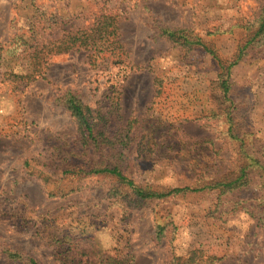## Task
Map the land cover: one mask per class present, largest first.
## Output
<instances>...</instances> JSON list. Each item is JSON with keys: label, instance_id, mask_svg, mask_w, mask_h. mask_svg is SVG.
Here are the masks:
<instances>
[{"label": "rangeland", "instance_id": "obj_1", "mask_svg": "<svg viewBox=\"0 0 264 264\" xmlns=\"http://www.w3.org/2000/svg\"><path fill=\"white\" fill-rule=\"evenodd\" d=\"M263 6L264 0H0V264H25L9 259L7 249L40 264H73L74 249L65 263L55 256L47 238L53 231L68 232L73 248L86 244L134 257V264H170L192 252L213 264H264V169L252 160L264 165V35L231 68L232 101L223 103L218 87L219 59L229 65L238 58ZM102 15L118 20L128 61L148 69L94 66L87 51L71 50L46 56L44 78L27 76L35 40L48 45ZM159 25L191 30L219 59L172 43ZM66 91L94 108L119 102L137 133L131 151L144 157L128 171L136 183L161 191L193 187L201 177L239 174L243 163L251 165L248 183L229 193L139 202L122 194L125 187L110 194L112 179L90 177L68 196H49L40 171L77 187V178L62 176L57 150L77 139L74 118L57 101ZM18 201L28 206L26 225L11 211L2 214ZM158 224L166 226L161 238Z\"/></svg>", "mask_w": 264, "mask_h": 264}, {"label": "trees", "instance_id": "obj_2", "mask_svg": "<svg viewBox=\"0 0 264 264\" xmlns=\"http://www.w3.org/2000/svg\"><path fill=\"white\" fill-rule=\"evenodd\" d=\"M256 22L257 27L253 30L252 36L241 47L238 58L229 63V65L223 63L219 59L216 51L203 41L201 37L193 34L191 30L186 28L173 29L164 25H159L158 29L160 35L172 43L189 46L191 48L202 47L220 60L221 73L219 74L218 87L223 94V103H227L232 101L231 97H229L232 89V83L230 81L231 68L239 62L244 55L245 49L258 41L256 40L258 37L264 35V6ZM255 23H251L248 28L252 30ZM38 40H35L37 44L31 55L32 73L27 75L34 80L45 77L44 66L48 61L46 56L52 55V52L64 53L71 50H85L89 53L90 62L94 66L101 65L105 62L108 65L124 64L136 71L146 70L147 68L140 64H131L128 61V52L120 38L118 20L112 16L102 15L92 25L69 31L57 40L48 41V45H44V42L42 44ZM46 49H48V52ZM159 86H162L161 83L158 85V94L161 91V87ZM112 87H118V84L115 83ZM57 101L70 112L77 125L75 146L69 147V144L66 143L57 147L58 156L62 162L61 174L64 178L67 176L77 178V187L69 188L54 183V178L50 172L40 171L39 175L41 179L48 185L49 196H68L71 191L80 188L82 180L90 177H101L107 180L112 179L115 183H111L110 194H119L120 188L125 187L128 194H122L124 196L132 194L135 196L134 199L139 202L161 200L180 194L185 195L188 192L206 190H220L222 193H229L248 183L247 180L250 175L248 169L251 165L243 163L240 166L239 174H229L220 178L211 179L201 177L193 187L184 186L176 187L169 191H161L150 185L138 184L129 176L128 171L135 167L139 159L144 157L141 155L134 156L135 149L131 151L136 141L137 133L133 132L131 119L124 122L119 102L112 101L94 108L85 104L72 91H66L59 95ZM228 120L231 124V114L228 115ZM135 121L138 122V119H135ZM229 130H232V125H230ZM235 137L238 138L237 136ZM137 143L140 144L141 142L139 141ZM252 160L264 169V165H260L258 160L253 158ZM114 179L121 185L119 184L117 186ZM3 201L5 200L1 202L3 203ZM24 205L26 206L25 203ZM6 208L7 211H2V214L11 211L10 218L19 225H26L32 220L27 214L28 206H22L20 201L17 202L16 206L7 205ZM165 229L166 226L161 224L157 225L156 234L158 238L163 236ZM70 237L71 235L65 231H53L47 235L49 245L53 246L55 256L61 261H64V263L69 256L68 254L74 249L71 260L73 264H80L81 262L78 261V257L82 256H88L84 264H134V257L129 260L128 258L107 255L106 252L99 251L96 248L89 250V245L86 244L75 243L73 248V244L69 243L71 240ZM88 237L86 236L84 240H89ZM5 253L13 261L24 262L25 264H40L35 258L26 256L19 250L7 249ZM96 256L101 257L100 259L93 260ZM170 264H213V261L208 260L196 252H192L184 258H174Z\"/></svg>", "mask_w": 264, "mask_h": 264}]
</instances>
